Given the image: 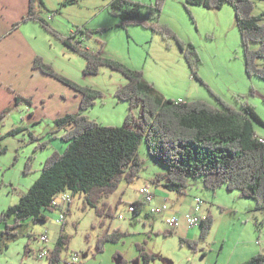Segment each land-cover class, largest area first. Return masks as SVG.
I'll return each instance as SVG.
<instances>
[{"label":"rangeland","instance_id":"1","mask_svg":"<svg viewBox=\"0 0 264 264\" xmlns=\"http://www.w3.org/2000/svg\"><path fill=\"white\" fill-rule=\"evenodd\" d=\"M253 1L254 14L264 23V1ZM44 2L46 8L41 12L54 19L50 22L52 28L66 38L75 35L74 40L91 52L101 53L110 60L143 72L144 78L153 82L157 91L168 100L203 101L221 109L217 99L220 98L238 110L248 103L255 106L264 120V80L246 72L236 14L230 5L215 10L187 5L186 0H161L162 13L158 21L175 35V38H165L138 23L121 26L127 21L126 12L124 9L114 15L113 0ZM126 2L156 5L157 0ZM145 14L146 9H143L138 17L143 19ZM50 35L52 42L45 38L41 47L56 72L102 94L85 115L107 127L123 126L129 104L115 95L127 84L123 74L109 66H102L96 75L84 74L85 59L65 46L60 38ZM177 39L185 46L192 44L199 54V80L194 77ZM258 47L259 44H253L251 48ZM258 63L262 66L264 61ZM47 109L51 115L54 106ZM24 110L23 106L14 111L4 125L0 124L3 136L0 135V214L18 204L32 188L42 174L43 162L55 151L62 153L67 146L60 138L62 133H49L56 127L49 115L43 116L40 123H32L30 120L36 119L30 115L21 120ZM135 113L140 116L138 108ZM254 126L258 135L264 136V126L257 123ZM13 128L16 132L8 134ZM30 132L41 137L40 140L36 141L38 137L32 140ZM31 141L38 143L36 150ZM44 141L49 143L40 149ZM147 149L143 141L138 150L139 158L144 161L139 178L130 183L122 181L115 193L100 201L96 208L102 211V216L90 207L84 194L67 192L72 201L65 209L63 225L57 223L60 219L58 210L46 211L45 222L24 221L16 229V238L3 236L0 264H49V259L38 260L39 253L54 251L61 235L68 238V244L61 253L59 264H68L72 256H78L77 264H143L140 246L153 256L151 264H244L251 257L264 253V210H258L254 199L242 197L240 191H229L225 187L210 191L203 186L201 178L190 180L185 194L166 191L160 183L153 181L167 169L152 158ZM27 162L30 163L29 173H25ZM144 186H149L156 201L168 200L171 209L179 215L192 210L194 200H202L200 215H209L213 220L210 232L203 236L200 226L188 227L182 221L177 227L180 233L186 231L188 239L176 233L167 235L169 229L164 225L165 217L150 214V206L142 204L140 190ZM134 202L143 205L139 215L129 212ZM5 229L6 225L0 224V234ZM116 229L128 236L120 242H109L99 250V240ZM46 231L48 243L44 244L39 237Z\"/></svg>","mask_w":264,"mask_h":264},{"label":"trees","instance_id":"2","mask_svg":"<svg viewBox=\"0 0 264 264\" xmlns=\"http://www.w3.org/2000/svg\"><path fill=\"white\" fill-rule=\"evenodd\" d=\"M264 1V0H260ZM187 5L206 9L221 10L230 5L235 11L236 25L241 36L246 72L264 80V23L254 14L253 0H186ZM161 0L156 5H144L140 2L113 0V14L120 10L126 12V22L121 26L138 23L151 28L163 37L175 35L158 21L162 13ZM46 8L44 0H29V11L24 22L35 21L52 35L60 38L65 46L79 53L86 61L84 74L99 73L102 66L119 71L127 84L116 91L119 100L128 102L129 113L123 126L102 125L85 115L101 93L92 87L78 83L56 72L55 68L42 57L33 60V68L67 86L81 97L79 112L70 113L55 119L60 138L67 144L64 151H55L43 162L42 174L36 183L25 193L18 204L8 207L0 214V224L5 231L0 234L17 237L16 231L24 221H47L46 211H53V199L63 192L73 195L84 194L91 208L98 207L100 201L115 193L122 181L133 182L139 178L144 161L139 158L138 150L143 141L148 146L149 155L162 163L167 172L158 174L154 183H160L165 190L185 194L192 179H202L203 186L215 192L225 187L229 191L238 190L242 197L252 198L258 210H264V143L254 123L264 126V120L258 115L255 106L244 103L240 110L217 98L222 108L195 101L168 100L157 91L153 82L144 78V73L131 69L123 63L110 60L101 53L91 52L75 41V35L68 38L51 27L50 21L41 14ZM146 9L145 18L138 17ZM21 25H15V28ZM194 77L198 79L199 54L191 45L185 46L179 41ZM253 44L260 47L252 49ZM199 80V79H198ZM32 99L19 98L17 103L31 105ZM140 110V116L135 113ZM3 115H0V119ZM17 129L12 130L13 134ZM40 138L36 141H39ZM49 142L40 144V149ZM30 172V163L25 165V173ZM136 215L141 213L143 205L134 202ZM102 216V211L97 209ZM111 216V215H109ZM213 220L209 215L200 227L203 236L210 232ZM167 231V235H172ZM128 233L114 230L99 240L98 248L105 244L120 242ZM68 244V238L58 237L49 264H59L61 253ZM143 264H151L153 256L144 246L139 247ZM244 264H264V253L251 257Z\"/></svg>","mask_w":264,"mask_h":264},{"label":"crops","instance_id":"3","mask_svg":"<svg viewBox=\"0 0 264 264\" xmlns=\"http://www.w3.org/2000/svg\"><path fill=\"white\" fill-rule=\"evenodd\" d=\"M28 11L29 0H0V115H3L0 124L2 125L14 111H19L23 106L25 110L21 112V120H25L30 115L36 119L34 122L30 120L32 123L42 122L43 116L49 115L47 107L49 108L50 105L54 106L52 114L49 115L53 122L60 116L79 112L81 97L77 93L63 83L33 68V60L37 56L42 57L49 64L52 63L47 57L48 55L44 53L41 41H45L46 38L52 42L53 39H51L50 33L39 23L35 21L24 22ZM42 15L47 17L50 22L54 20L49 15ZM19 23L21 25L15 28V25ZM17 96L18 99H32L31 105L17 103ZM56 131L57 128L55 127L49 133L54 134ZM0 135L2 136L1 132ZM30 135L32 140L39 137L31 132ZM42 139L44 140V137ZM31 142L34 143L32 146L36 150L38 143ZM162 202L156 201L157 204ZM174 213L179 214V212L170 209L168 213L162 215L167 217ZM170 231L183 239H188L185 230L180 233L177 227Z\"/></svg>","mask_w":264,"mask_h":264},{"label":"built area","instance_id":"4","mask_svg":"<svg viewBox=\"0 0 264 264\" xmlns=\"http://www.w3.org/2000/svg\"><path fill=\"white\" fill-rule=\"evenodd\" d=\"M141 195L143 196L142 204H147L150 206V214L152 215H162L166 214L170 211L171 206L163 200L161 204L156 203V196L153 195L151 192L149 186H144L140 190ZM72 197L67 192L59 193L52 201V208L54 210H58L60 212V219L57 221L59 225H63V221H65V209L67 206L71 204ZM136 206L132 205L129 208V212L135 213L136 212ZM203 208V201L200 199H196L193 202L192 210L179 215V214H171L170 216L165 217L164 219V225L167 229H175L178 225H181V222L184 221L188 227H197L202 225V222L206 219V217H202L200 215V212ZM122 219L123 217L120 216ZM48 232L46 231L45 234H42L39 239L41 242H44V244L48 243ZM52 255V251L50 250H42L39 253L38 260H46L49 259ZM79 263L78 256H72V261L68 264H77Z\"/></svg>","mask_w":264,"mask_h":264},{"label":"bare ground","instance_id":"5","mask_svg":"<svg viewBox=\"0 0 264 264\" xmlns=\"http://www.w3.org/2000/svg\"><path fill=\"white\" fill-rule=\"evenodd\" d=\"M258 140L260 143H264V137H259Z\"/></svg>","mask_w":264,"mask_h":264}]
</instances>
